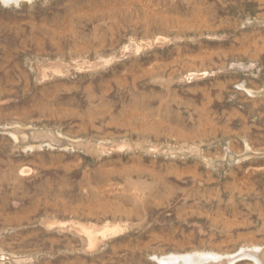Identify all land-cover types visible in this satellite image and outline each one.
<instances>
[{"label":"rangeland","instance_id":"1","mask_svg":"<svg viewBox=\"0 0 264 264\" xmlns=\"http://www.w3.org/2000/svg\"><path fill=\"white\" fill-rule=\"evenodd\" d=\"M0 264H264V0H0Z\"/></svg>","mask_w":264,"mask_h":264},{"label":"bare ground","instance_id":"2","mask_svg":"<svg viewBox=\"0 0 264 264\" xmlns=\"http://www.w3.org/2000/svg\"><path fill=\"white\" fill-rule=\"evenodd\" d=\"M95 229V228H94ZM99 230V229H98ZM84 233H86V234H89V235H93V233H95L93 230H91V229H88V228H84L83 230H82ZM108 232V231H107ZM103 233H105V232H103ZM105 235H106V233H105ZM108 235V234H107ZM98 237V236H97Z\"/></svg>","mask_w":264,"mask_h":264}]
</instances>
